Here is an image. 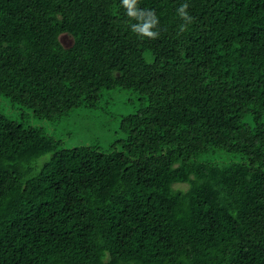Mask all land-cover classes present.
Listing matches in <instances>:
<instances>
[{"label": "trees", "instance_id": "obj_1", "mask_svg": "<svg viewBox=\"0 0 264 264\" xmlns=\"http://www.w3.org/2000/svg\"><path fill=\"white\" fill-rule=\"evenodd\" d=\"M136 7L156 39L121 0H0L8 112L137 104L105 146L0 113V264H264V0Z\"/></svg>", "mask_w": 264, "mask_h": 264}, {"label": "rangeland", "instance_id": "obj_2", "mask_svg": "<svg viewBox=\"0 0 264 264\" xmlns=\"http://www.w3.org/2000/svg\"><path fill=\"white\" fill-rule=\"evenodd\" d=\"M62 43L69 44V40L63 37ZM106 96L100 100L98 106L88 107L81 106L73 109L71 114L58 119L56 123L47 124L46 121H36L33 116L24 110L26 116V124L29 126H39L43 124V128L50 130V133L60 140H64L65 145H75L80 143L81 139L90 141H99L103 146L113 142L116 138L115 132L118 129L119 117L112 118L115 114H128L137 108V104H130L129 98L134 99L136 94L125 91L120 88H114L106 91ZM126 92H129L126 94ZM10 107L3 98H0V113L9 115V117L18 120L21 118V111L16 114L15 110L8 112ZM82 135H79V133ZM77 135L74 137V135ZM72 138V139H71Z\"/></svg>", "mask_w": 264, "mask_h": 264}, {"label": "clouds", "instance_id": "obj_3", "mask_svg": "<svg viewBox=\"0 0 264 264\" xmlns=\"http://www.w3.org/2000/svg\"><path fill=\"white\" fill-rule=\"evenodd\" d=\"M121 5L126 9V15L137 23L131 25V31L141 38L156 39L159 35L158 31H155L156 25L158 24L157 18L152 12H143L138 10L137 0H121ZM188 3H183L178 9L180 18L184 21L179 28L183 32L186 30L187 25L191 24L193 17H191L188 12Z\"/></svg>", "mask_w": 264, "mask_h": 264}]
</instances>
